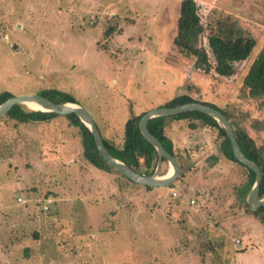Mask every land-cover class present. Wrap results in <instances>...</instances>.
<instances>
[{"label":"rangeland","instance_id":"rangeland-1","mask_svg":"<svg viewBox=\"0 0 264 264\" xmlns=\"http://www.w3.org/2000/svg\"><path fill=\"white\" fill-rule=\"evenodd\" d=\"M196 1L205 25L230 14L257 39L232 76L206 73L174 45L181 0H0V92L66 91L118 145L133 113L188 92L242 113L264 144V126L252 124L264 121V103L244 86L264 43V0ZM166 135L181 173L149 189L97 170L63 114L0 117V264H264L260 220L242 198L248 169L201 122L169 120ZM169 170L165 160L161 176Z\"/></svg>","mask_w":264,"mask_h":264},{"label":"trees","instance_id":"trees-1","mask_svg":"<svg viewBox=\"0 0 264 264\" xmlns=\"http://www.w3.org/2000/svg\"><path fill=\"white\" fill-rule=\"evenodd\" d=\"M206 30H208L207 47L201 44V36ZM173 42L180 52L195 57L194 64L197 68L204 70L206 73L214 70L218 75L227 77L235 74L236 64L238 62L249 58L257 44V39L253 34L248 32L246 28L239 24L237 18L230 14H222L207 22L205 25L199 13L197 1L181 0L177 21V33ZM244 86L251 97L262 99V103H264V43L248 68L244 77ZM13 95L14 94L9 90L0 92V104ZM42 95L56 103H77V100L70 93L57 88L45 89ZM193 101H200L219 108L229 118L245 155L257 162L262 169L263 179L260 197H264V144L258 145L251 136L245 125V116L243 118L242 113L239 111H231L227 108H222L211 101L196 98L188 92H183L174 96L162 106H175ZM144 113L145 112L141 114L133 113L127 120L125 124L124 140L121 145L116 144L114 141L102 135L109 152L113 156L141 173L151 174L155 171L157 166L158 152L143 136L139 128V121ZM58 115L59 114L55 112L33 109L25 106L24 103H17L2 116L8 117L17 125L18 123L27 124L50 121ZM64 116L68 118L71 126L77 128L78 134H80L84 158L97 169L116 172L124 176L101 155L91 130L81 121L79 116L76 113L65 114ZM181 119H188L190 121V127L194 129L197 128L201 122L204 126H210L218 131V135L222 138L220 144L221 154L229 160L237 162L248 169L249 174L246 180L247 182L242 191V198L245 201L246 210L254 214L264 223V205L257 209H253L247 202L248 194L255 183L256 174L252 169L242 164L235 157L228 134L214 117L201 111H187L172 116L153 117L148 121V127L149 130L161 140L165 148L174 156H177L172 139L166 135V126L169 120ZM195 120L200 122H195ZM252 124L262 128L264 126V121L256 119L252 121ZM141 155L145 157L147 162L145 170L141 169ZM124 177L127 178L126 176ZM127 179L132 181L129 178ZM145 186L149 189L153 187Z\"/></svg>","mask_w":264,"mask_h":264},{"label":"water","instance_id":"water-1","mask_svg":"<svg viewBox=\"0 0 264 264\" xmlns=\"http://www.w3.org/2000/svg\"><path fill=\"white\" fill-rule=\"evenodd\" d=\"M28 102H34L38 104L39 106H41V108L39 109L43 111H51L63 115L76 113L81 119V121L91 130L97 148L101 155L110 164H112L116 170H118L121 174L131 179L135 183L153 187L171 186L172 183L178 178L181 173V165L178 159L165 148L161 140L149 130L148 121L156 116H172L187 111H201L207 115L214 117L218 121L220 126L225 129L226 133L228 134L231 140L235 157L242 164H244L255 172V183L247 197V202L250 207L253 209H257L264 205V197H260L261 183L263 179L262 169L257 162L245 155L243 149L241 148L238 142L231 121L219 108L205 104L200 101H193L178 104L175 106H160L146 111L139 121V128L143 136L148 140V142L156 148L158 152V161L156 169L153 173L144 174L134 169L132 166L128 165L122 160L116 158L109 152L104 142L102 132L93 114L86 107L79 105L75 102L56 103L41 94L13 95L5 102L0 104V115H3L8 112L17 103L27 104ZM164 160H167L169 162L170 170L166 175L161 176V166Z\"/></svg>","mask_w":264,"mask_h":264},{"label":"crops","instance_id":"crops-1","mask_svg":"<svg viewBox=\"0 0 264 264\" xmlns=\"http://www.w3.org/2000/svg\"><path fill=\"white\" fill-rule=\"evenodd\" d=\"M146 112V111H145ZM97 122V121H96ZM97 124H98V122H97ZM98 126H99V128H100V130H101V132H102V134H103V130H102V128L100 127V125L98 124ZM168 127V125L166 126V128ZM104 135V134H103ZM170 137V136H169ZM171 138V137H170ZM108 139H110V138H108ZM172 139V138H171ZM111 140V139H110ZM172 141H173V139H172ZM173 143H174V141H173ZM179 160V159H178ZM165 161V160H164ZM163 161V162H164ZM179 163H180V161H179ZM181 165V164H180ZM184 167L186 168V164L184 165ZM96 168V167H95ZM97 169V168H96ZM182 169V168H181ZM97 170H100V169H97ZM187 170V169H186ZM188 182V181H187ZM169 187H171V186H169ZM154 188V187H153ZM157 188V187H156ZM189 189H190V187H189ZM192 189V188H191ZM259 223V226H257L258 227V229L259 230H261L260 232H259V236H261L262 237V239H263V245H264V223L262 222L261 223V221L260 222H258ZM262 232V233H261Z\"/></svg>","mask_w":264,"mask_h":264},{"label":"bare ground","instance_id":"bare-ground-1","mask_svg":"<svg viewBox=\"0 0 264 264\" xmlns=\"http://www.w3.org/2000/svg\"><path fill=\"white\" fill-rule=\"evenodd\" d=\"M31 108L33 109H39L41 108V106H39L38 104L34 103V102H28L27 103ZM171 172V171H170Z\"/></svg>","mask_w":264,"mask_h":264},{"label":"built area","instance_id":"built-area-1","mask_svg":"<svg viewBox=\"0 0 264 264\" xmlns=\"http://www.w3.org/2000/svg\"><path fill=\"white\" fill-rule=\"evenodd\" d=\"M172 194H173L174 196H177V195H178V193H177L176 191H173ZM51 201H52V200H51ZM51 201H50V200H49V201H46L45 204H47V207H48V204L51 203ZM191 202H192V203H195V200L192 199Z\"/></svg>","mask_w":264,"mask_h":264}]
</instances>
